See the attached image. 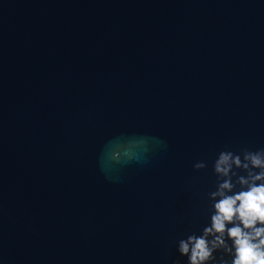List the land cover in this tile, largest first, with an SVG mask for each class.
I'll return each instance as SVG.
<instances>
[{
	"label": "water",
	"instance_id": "1",
	"mask_svg": "<svg viewBox=\"0 0 264 264\" xmlns=\"http://www.w3.org/2000/svg\"><path fill=\"white\" fill-rule=\"evenodd\" d=\"M244 149L264 0H0V264H185Z\"/></svg>",
	"mask_w": 264,
	"mask_h": 264
},
{
	"label": "clouds",
	"instance_id": "2",
	"mask_svg": "<svg viewBox=\"0 0 264 264\" xmlns=\"http://www.w3.org/2000/svg\"><path fill=\"white\" fill-rule=\"evenodd\" d=\"M249 164L260 171H247ZM194 167L199 171L206 165ZM245 171L249 179L241 175ZM213 172L216 182L208 194L207 222L178 239V256L185 264H264V182L257 183L264 181V149L221 151ZM236 176L241 190L233 191Z\"/></svg>",
	"mask_w": 264,
	"mask_h": 264
}]
</instances>
